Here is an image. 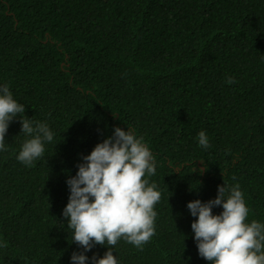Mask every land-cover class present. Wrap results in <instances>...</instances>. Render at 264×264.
Returning <instances> with one entry per match:
<instances>
[{"label": "trees", "instance_id": "obj_1", "mask_svg": "<svg viewBox=\"0 0 264 264\" xmlns=\"http://www.w3.org/2000/svg\"><path fill=\"white\" fill-rule=\"evenodd\" d=\"M5 85L54 138L28 167L17 156L29 137L9 126L0 264H71L83 251L62 215L66 181L117 127L143 138L156 167L145 179L161 193L155 235L142 250L120 240L117 264H209L187 204L224 182L240 185L247 222L264 223V0H0Z\"/></svg>", "mask_w": 264, "mask_h": 264}, {"label": "clouds", "instance_id": "obj_2", "mask_svg": "<svg viewBox=\"0 0 264 264\" xmlns=\"http://www.w3.org/2000/svg\"><path fill=\"white\" fill-rule=\"evenodd\" d=\"M226 82L231 85L236 81L226 77ZM24 113L25 106L14 100L9 87H0V151H6L5 136L18 119L21 133L29 138L17 160L31 167L44 156V145L53 141L54 133L47 123L29 119ZM134 132L115 128L113 136L83 157L76 175L66 181L70 196L62 215L72 230V243L83 249L73 252L71 264H86L89 258L85 253L97 245L109 250L99 259L93 255L92 264H117L111 249L120 240L142 250L155 235L154 208L161 193L155 183L145 179L156 174L154 157ZM197 139L200 147L210 146L204 131ZM215 207L223 211L214 215ZM187 208L196 218L191 229L198 254L209 264H264V223L247 222L249 209L239 184L224 182L215 199L189 202Z\"/></svg>", "mask_w": 264, "mask_h": 264}]
</instances>
